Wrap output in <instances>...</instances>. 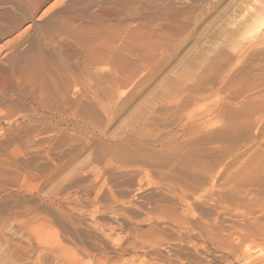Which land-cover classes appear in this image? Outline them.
Here are the masks:
<instances>
[{"label":"rangeland","instance_id":"rangeland-1","mask_svg":"<svg viewBox=\"0 0 264 264\" xmlns=\"http://www.w3.org/2000/svg\"><path fill=\"white\" fill-rule=\"evenodd\" d=\"M0 264H264V0H0Z\"/></svg>","mask_w":264,"mask_h":264},{"label":"bare ground","instance_id":"bare-ground-1","mask_svg":"<svg viewBox=\"0 0 264 264\" xmlns=\"http://www.w3.org/2000/svg\"><path fill=\"white\" fill-rule=\"evenodd\" d=\"M111 6H114V5H111ZM101 7H102V5H101ZM108 7V6H107ZM117 7H120V6H117ZM99 8H100V6H99ZM98 8V9H99ZM116 8V7H115ZM102 9V8H101ZM110 9V8H109ZM112 9H114V7L112 8ZM118 10H119V12L121 11L119 8H117ZM105 10V9H104ZM116 10V9H115ZM98 11V10H97ZM100 11V10H99ZM101 12V11H100ZM104 12H106V10L104 11ZM118 12V11H117ZM107 13V12H106ZM106 13H104V14H102V15H100L101 16V19L103 18V16L105 15L106 16ZM111 13V12H110ZM125 13H127V12H125ZM130 13V12H129ZM112 14V13H111ZM115 14V13H114ZM109 15V14H108ZM118 15V14H117ZM131 15H132V13H131ZM130 15V16H131ZM126 16H128V13H127V15ZM133 16V15H132ZM144 16H145V14H144ZM110 18L112 17V16H109ZM108 17V18H109ZM114 17V16H113ZM115 17H117L116 15H115ZM121 17V16H120ZM120 17H118L117 19H119ZM146 17V16H145ZM121 18H124L123 16L121 17ZM97 20L99 19V17L98 18H96ZM104 19V18H103ZM107 19V18H106ZM139 19V18H138ZM146 19H147V17H146ZM105 20V19H104ZM129 20V19H128ZM134 20V19H133ZM136 20V19H135ZM145 20V18L143 19V21ZM95 21V20H94ZM109 21V20H108ZM124 21V20H123ZM125 21L127 22L126 23V30H125V32H123L124 31V29H122V32H120V30H117L116 29V31L117 32H119V34L121 33L122 35L118 38V41H117V39L114 41V42H116L117 41V43H122V42H127V44L126 43H123V45H121V47L119 46V45H117V44H115V43H113V41L109 44V48H111V49H109V51L111 50V51H113V53L115 54L116 53V56L115 57H120L121 56V54H123V53H126L127 52V54H124V55H127V57H128V62L129 61H131V62H133L132 60H134L135 59V56H136V54L137 53H135V50L133 49V47H132V45H133V43L135 42L136 43V41H140V43H141V41L142 42H144V44H149V42H151L150 40H151V37H150V33L148 34V33H143L144 31V27H145V22H141L140 20V24L141 23H143L142 25H144V26H142V30H141V33L143 34H136V32L138 33L139 32V29L140 28H138L136 25H138V22L137 21H135V22H137V24H135V26L136 27H134V28H132V26L134 25L133 23H131V21L132 20H130V22L129 21H127L126 19H125ZM145 21H147V20H145ZM129 22V23H128ZM134 22V23H135ZM66 23V22H65ZM108 23V22H107ZM120 23H122V21L120 22ZM125 23V22H124ZM124 23H122L121 24V26L122 25H124ZM133 24V25H131V24ZM147 23H148V21H147ZM67 25H68V23H66ZM97 24V23H96ZM119 24V23H118ZM69 25H70V23H69ZM94 25V24H93ZM93 25H85V26H83L82 28H84L87 32H91V30H94V31H98V29L100 28L99 26V28H97L96 29V26L97 25H95L94 27H92ZM146 26H148V25H146ZM150 26V25H149ZM140 27V26H139ZM124 28V27H123ZM148 28V27H147ZM119 29H121V28H119ZM146 29V28H145ZM147 30H149V29H147ZM116 32V33H117ZM146 32V31H145ZM148 32V31H147ZM124 33V34H123ZM87 34V33H86ZM119 34H117V35H119ZM116 35V34H115ZM141 36V37H140ZM115 37H117V36H115ZM119 41H121V42H119ZM133 42V43H132ZM67 44V43H66ZM142 44V43H141ZM75 45V44H74ZM127 45H129V47L131 46L132 48H131V50H127L128 48H126L127 47ZM72 46H73V44H72ZM144 46V45H143ZM14 47V46H13ZM122 47H125V48H122ZM71 50H69V51H71V53L73 54V56L74 55H81L83 52H84V54H83V58H82V62H83V70H88V71H93V72H95L96 71V74H98L100 71L101 72H103L104 70H103V64L106 62L105 61V57L103 58V56H105V54H103V52H97L96 50H94V49H89V48H85V49H83V50H77V49H75V48H70ZM82 49V48H81ZM123 49H126V52H125V50H123ZM80 51V52H79ZM123 51V52H122ZM12 54L10 55V57H9V61L11 60V63H12V65H10V68H9V71L11 72V73H15L16 74V76L17 77H20V78H22V77H25L26 78V76L27 77H29L30 78V80H31V78L34 76L35 78H39L38 80L36 79L35 80V78L33 77V79H32V84H29L30 86L32 85V87L33 86H35L36 87V85L37 86H39V88L41 87V88H43L44 87V85H45V83L47 82H45V78H44V74L47 72V74H48V72H51L50 70L49 71H47L45 68H41V66H34L33 68L29 65V64H24V65H21L20 67H16V66H18V63H17V59H16V57L14 56V53L13 52H11ZM112 53V52H111ZM103 54V55H102ZM110 55V54H109ZM113 57L114 56H112V58H111V61L113 62ZM134 58V59H133ZM135 61V60H134ZM107 63V62H106ZM130 63V62H129ZM129 63H127V64H129ZM17 64V65H16ZM115 64V63H114ZM82 65V64H81ZM128 66H130V65H128ZM4 69V68H3ZM2 70V69H1ZM81 70V69H80ZM82 71V70H81ZM122 70L120 69V68H118V67H114V68H112V70L110 69V73L111 74H118V73H120ZM56 72H58V75H60L61 73L58 71V70H56ZM87 72V71H86ZM100 74H102V73H100ZM99 74V75H100ZM44 75V76H43ZM76 75V74H75ZM10 76V75H9ZM46 77V76H45ZM101 77V76H100ZM29 78H27V79H29ZM66 80H65V79ZM73 78V77H72ZM63 79H64V87H66V89H68V87L70 86V80H68L67 78H66V76H64L63 77ZM20 80V79H19ZM30 80H29V82H30ZM40 80V81H39ZM66 81V82H65ZM22 82V81H21ZM26 82H27V80H26ZM25 82V83H26ZM72 82H73V79H72ZM76 82V81H75ZM3 83V82H2ZM25 83L23 84V82H22V86L24 87V85H25ZM31 83V82H30ZM28 85V84H27ZM29 88V87H28ZM31 88V87H30ZM34 88V87H33ZM24 89V88H23ZM32 89V88H31ZM36 88H34V90H35ZM65 89V88H64ZM229 189V188H228ZM220 190V189H219ZM229 191V190H228ZM240 191H241V189H240ZM225 192H227V191H225ZM217 193V192H216ZM219 194V193H218ZM230 194V193H229ZM250 195V194H249ZM231 197H234V196H231ZM230 197V198H231ZM221 198V197H220ZM225 199H227V198H225ZM233 199V198H232ZM247 199V198H246ZM227 200H229V198L227 199ZM260 200V199H259ZM222 201V200H221ZM230 201V200H229ZM237 201L238 200H236V203H237ZM242 203H243V201H242ZM238 205V204H237ZM235 206V205H234ZM250 213H253V212H250Z\"/></svg>","mask_w":264,"mask_h":264}]
</instances>
